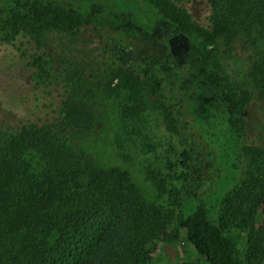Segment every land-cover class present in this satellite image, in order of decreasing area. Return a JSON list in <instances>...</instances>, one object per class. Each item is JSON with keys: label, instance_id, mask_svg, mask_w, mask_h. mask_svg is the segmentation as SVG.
I'll list each match as a JSON object with an SVG mask.
<instances>
[{"label": "trees", "instance_id": "1", "mask_svg": "<svg viewBox=\"0 0 264 264\" xmlns=\"http://www.w3.org/2000/svg\"><path fill=\"white\" fill-rule=\"evenodd\" d=\"M178 1L146 0L167 20L165 33L132 31L120 44L124 54L103 36L106 43L89 72L70 79L53 77L45 52L25 54L30 82L46 99L37 93L40 103L11 128H0V264H152L156 241L177 239L174 222L205 264L264 261V145L243 137L247 107L255 98L264 102V0H208L203 21ZM89 24L57 0H8L0 14V44H15L20 36L37 42L45 31ZM176 36L192 44L205 81L201 88L191 89L189 81L182 86L185 74L177 72L170 43ZM238 51L248 61L251 89L233 84L222 68V60ZM52 83L62 89L57 103ZM97 88L122 95L124 118L158 110L183 143V184L172 205L148 200L128 170L101 165L76 148L74 132L88 133L100 122L93 102ZM206 91L215 92L209 101ZM205 102L210 107H201ZM198 154L206 172L197 176L196 202L187 207L182 191ZM240 155L245 163H238ZM227 227L247 233V260Z\"/></svg>", "mask_w": 264, "mask_h": 264}, {"label": "rangeland", "instance_id": "2", "mask_svg": "<svg viewBox=\"0 0 264 264\" xmlns=\"http://www.w3.org/2000/svg\"><path fill=\"white\" fill-rule=\"evenodd\" d=\"M57 1L70 10L81 12L91 24L70 32L45 31L39 35L37 42L31 37L20 36L14 41L15 44H0V128H11L12 124L28 114L37 102L40 103L41 101H36L37 93L42 101L46 99L45 92L35 90L30 82V71L25 61L27 52L35 50L45 52L49 62L48 69L51 70L53 77L67 80L77 73L89 72L88 67L90 68L91 62L95 61L101 44L106 43L102 40L103 36L108 39L109 45L116 53L124 54L126 46L120 44L126 43L132 31L142 30L143 35L159 36L165 33L161 28L168 23L161 14L151 10L146 0ZM178 2L189 8L199 21L205 20L209 13L208 0ZM7 3L8 0H0V14ZM101 27L103 31L100 33ZM109 28L114 30L111 37ZM127 42V45L135 47L132 40ZM170 43L178 56L180 68L177 72L185 74L182 86L187 85L189 81L188 87L191 89L201 88L205 81L193 62V47L190 40L185 36H176L170 39ZM222 68L227 79L232 80L233 84L251 89L248 61L240 51L232 58L222 60ZM187 71L192 75L187 76ZM92 83L95 86V82ZM50 89L52 95H48V102L50 95L54 102H59L61 87L52 83ZM95 91L93 102L98 109L100 122L88 133L74 132L76 148L85 156L95 158L101 165L120 166L128 170L148 200L167 206L172 205L177 200L178 191L183 184L181 168L178 165L183 143L168 130L163 114L158 110L150 108L132 118L130 116L124 118L123 98L118 91L106 93L98 88ZM205 93L206 101L215 96L213 91ZM207 103L201 107H210L206 105ZM41 108L48 109L44 108V105ZM244 116L246 120L244 141L253 140L264 145V102L255 98L247 107ZM31 117L36 119V116ZM196 159L194 176L182 191L187 207L194 206L196 202L197 176L205 175L206 172L204 156L198 154ZM237 161L240 164L245 163L241 155ZM245 170L242 169L243 173ZM242 171L238 175V180L242 179ZM157 184L163 186L162 192ZM174 224L171 230H178L177 239L171 243L156 241L153 246L152 264H205L203 257L187 242L185 231ZM225 232L236 240L242 256L247 260V233L236 227H227ZM259 263L264 264V261Z\"/></svg>", "mask_w": 264, "mask_h": 264}]
</instances>
